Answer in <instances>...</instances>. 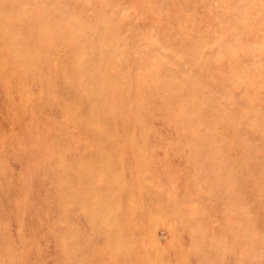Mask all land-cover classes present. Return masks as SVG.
Masks as SVG:
<instances>
[{
    "label": "rangeland",
    "instance_id": "1",
    "mask_svg": "<svg viewBox=\"0 0 264 264\" xmlns=\"http://www.w3.org/2000/svg\"><path fill=\"white\" fill-rule=\"evenodd\" d=\"M0 264H264V0H0Z\"/></svg>",
    "mask_w": 264,
    "mask_h": 264
}]
</instances>
